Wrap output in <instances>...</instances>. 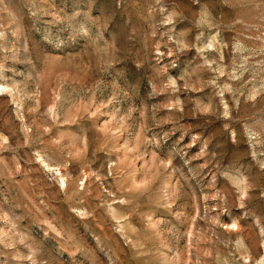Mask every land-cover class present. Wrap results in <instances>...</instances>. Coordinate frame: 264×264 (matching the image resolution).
Listing matches in <instances>:
<instances>
[{
	"label": "rangeland",
	"instance_id": "1",
	"mask_svg": "<svg viewBox=\"0 0 264 264\" xmlns=\"http://www.w3.org/2000/svg\"><path fill=\"white\" fill-rule=\"evenodd\" d=\"M0 264H264V0H0Z\"/></svg>",
	"mask_w": 264,
	"mask_h": 264
}]
</instances>
